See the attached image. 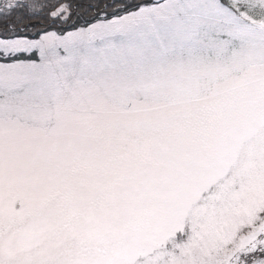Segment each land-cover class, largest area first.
Masks as SVG:
<instances>
[{"label": "snow or ice", "instance_id": "obj_1", "mask_svg": "<svg viewBox=\"0 0 264 264\" xmlns=\"http://www.w3.org/2000/svg\"><path fill=\"white\" fill-rule=\"evenodd\" d=\"M86 8L0 0V264H264V0Z\"/></svg>", "mask_w": 264, "mask_h": 264}, {"label": "trees", "instance_id": "obj_2", "mask_svg": "<svg viewBox=\"0 0 264 264\" xmlns=\"http://www.w3.org/2000/svg\"><path fill=\"white\" fill-rule=\"evenodd\" d=\"M90 0H71L73 4V16L66 24L56 25V29L73 30L76 26H82L86 21L92 19V15L88 13L86 5ZM132 2V0H130Z\"/></svg>", "mask_w": 264, "mask_h": 264}, {"label": "rangeland", "instance_id": "obj_3", "mask_svg": "<svg viewBox=\"0 0 264 264\" xmlns=\"http://www.w3.org/2000/svg\"><path fill=\"white\" fill-rule=\"evenodd\" d=\"M45 2H48V0H45ZM33 23H38V24H41L43 25L44 27H52L50 22L45 20V19H40V20H34L32 21Z\"/></svg>", "mask_w": 264, "mask_h": 264}]
</instances>
